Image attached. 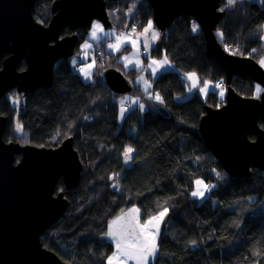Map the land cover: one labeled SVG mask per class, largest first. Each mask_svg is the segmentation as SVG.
Returning a JSON list of instances; mask_svg holds the SVG:
<instances>
[{
    "label": "trees",
    "instance_id": "16d2710c",
    "mask_svg": "<svg viewBox=\"0 0 264 264\" xmlns=\"http://www.w3.org/2000/svg\"><path fill=\"white\" fill-rule=\"evenodd\" d=\"M52 1L37 0L32 9L43 25L49 21ZM105 2L109 20L117 28L128 21L130 29L132 24L142 29L151 20L146 0L136 5L131 21L125 14L133 0ZM221 9L225 14L215 34L222 32L223 38L216 35L218 42L228 53L257 61L264 52L259 33L264 26V0H238L232 7L221 0ZM193 23L190 17L180 16L160 33V48H153L152 54L159 57L164 52L173 70L152 79L149 93L159 94L163 103L152 96L144 98L142 113L128 110L119 120V106L112 100L116 94L106 86L102 72L94 73L93 82H85L73 72L71 58L56 63L50 88L26 96L11 91L0 99V113L9 118L5 141L56 147L71 136L83 164L76 188L64 190L62 181L57 182L56 191L63 192L67 208L41 235L42 246L61 261L106 264L113 252L105 237L108 221L135 205L142 219L168 209L158 236L159 251L150 264H264V172L252 169L249 177L230 178L198 132L204 107H219L224 99L214 92L205 99L197 92L185 98L182 76L186 73L214 85L217 80L225 82L224 70L206 54L202 32L199 27L193 32ZM88 31L64 29L61 36L74 33L80 44ZM107 56L101 70L115 64L114 56ZM24 68L21 61L18 70ZM128 74L134 76L135 69ZM231 86L246 97L255 96L257 88L251 80L238 77L232 78ZM17 125L22 126L19 131ZM259 126L264 128L261 122ZM127 147L134 151L125 167ZM112 175L118 177L120 192L113 188ZM195 179L216 186L201 203L191 197Z\"/></svg>",
    "mask_w": 264,
    "mask_h": 264
},
{
    "label": "water",
    "instance_id": "95a60500",
    "mask_svg": "<svg viewBox=\"0 0 264 264\" xmlns=\"http://www.w3.org/2000/svg\"><path fill=\"white\" fill-rule=\"evenodd\" d=\"M36 1L0 0V99L11 91L26 96L51 87L56 63L72 58L80 42L74 33L61 36L64 29L89 30L93 21L103 29L112 26L105 0H53L47 25L33 17ZM146 1L159 33L154 48H160V33L174 19L188 16L202 32L206 54L225 72L223 104L205 106L198 121L209 152L230 178L249 177L252 169L264 172V128L259 126L264 125V68L251 57L228 53L218 42L215 29L225 14L221 0ZM21 61L25 68L18 70ZM102 77L112 93H130V81L120 71L108 68ZM234 77L259 86V98L238 94L231 86ZM5 121L0 116V264H69L43 247L40 238L67 208L63 192L56 191L58 180L65 190L76 188L80 181L83 164L73 138L66 137L56 147L5 141Z\"/></svg>",
    "mask_w": 264,
    "mask_h": 264
},
{
    "label": "snow or ice",
    "instance_id": "6c2138e0",
    "mask_svg": "<svg viewBox=\"0 0 264 264\" xmlns=\"http://www.w3.org/2000/svg\"><path fill=\"white\" fill-rule=\"evenodd\" d=\"M238 0H226V4L228 7L235 6L237 4ZM221 11H224V9H221ZM198 25L193 23L192 25V31L196 32L198 31ZM153 28V23L150 20L148 22L147 27L144 28L143 34L148 33ZM97 29L100 31H103L102 26L99 24L93 25V31H92V39L97 38ZM133 32H135V28H133ZM218 35L223 38V33L218 32ZM159 33L153 32L152 38L155 40L158 38ZM264 39V37H262ZM129 42L128 37H117V41L115 44H109L110 48H113L115 51H120L121 47L124 43ZM133 48H137V44L135 40L130 41ZM91 45L85 44L84 48H90ZM145 48H148V44L145 43ZM253 52L256 51V49L252 50ZM124 60L126 61L125 67L127 68L129 64H135L137 67L140 66L139 60H130L129 57L125 56ZM167 57H165L163 60H151V63L148 65L149 68L152 69V75L155 76L156 72L163 68L166 64H168ZM260 66L264 67V58H261L259 61ZM95 65V60H93L92 64L87 65V68L81 67L79 71L84 75L85 79L91 78V70L93 66ZM155 65V67H153ZM73 66H76V61L73 60ZM189 81H192V87L198 86V78L196 77L195 73L192 74H186ZM140 80L143 81L145 85V91L149 87H151L150 83L147 80H144L143 77H140ZM139 82V81H138ZM218 86V85H217ZM208 85L205 83V86L200 88V92L202 94L207 93ZM191 91V88L189 89ZM262 91V89L257 86L256 93L257 95L254 98H259V93ZM221 99H223L224 93H220ZM151 98V97H150ZM155 100L159 103H163V99L159 94L155 95ZM124 101H121V117L123 118L124 114V107H123ZM139 110L144 111V105L139 104ZM22 126L17 125V130L19 131ZM134 151L131 147H128L125 149L124 152V158L125 163H127L129 160L132 159L131 153ZM215 171V169L213 170ZM217 178L220 177V173H217ZM196 189L192 191L191 195L193 197H198L201 200L205 198L206 193L211 192L213 188H215V185H209L205 184L202 180H196ZM139 209L138 208H132L129 210V219L126 223H121V220L123 217H118L117 220H114L112 224L109 225V230L107 232V235L113 240L115 243L116 251L113 253L111 257L108 258V264H127V261L132 260L135 261V264H149L150 259H155L158 251V236L160 232V224L163 222L164 217L168 214V209L165 207L162 211H160L156 216H153L149 219H147L143 224L140 223L139 219Z\"/></svg>",
    "mask_w": 264,
    "mask_h": 264
},
{
    "label": "rangeland",
    "instance_id": "374dc122",
    "mask_svg": "<svg viewBox=\"0 0 264 264\" xmlns=\"http://www.w3.org/2000/svg\"><path fill=\"white\" fill-rule=\"evenodd\" d=\"M134 2L132 3L130 9L128 12H126L125 16H127V19L131 21V17L132 15L136 12L137 10V7L136 5L139 3L140 0H133ZM248 1H252V2H257V3H260L262 0H248ZM226 2V0H225ZM117 9H114V12H116ZM116 19H119L118 16H115ZM95 24H99L98 21H93V25ZM148 25V24H147ZM145 28V27H144ZM143 29V28H142ZM90 30V29H89ZM108 34H109V39H106V44L109 45V43H112V42H116L117 41V37H128L129 38V42L127 43H124L123 46L121 47L120 51H118L119 53H116V55L114 56L115 57V64H109L108 67H113V68H116V70L120 71L129 81H130V84H131V91L130 93L128 94H124V95H120V97L123 96V101H124V104H123V107L126 105L127 106V109H125L124 111V114L129 110H134L136 112H143V111H140L139 110V103L140 104H143L144 105V111L146 110V106L145 104L142 102L144 98H150V96L152 97H155L156 94H152V93H149V91L151 90V87H149L147 89V91H145V85L143 83L142 80H140V77H143L144 80H147L149 83H151L152 79H154L158 74H160L161 72H164V71H170V70H173V65L170 63V60L169 58L167 57V55L162 52L161 53V56L159 57H156L152 54V50L150 49H146L144 48L146 51L145 53L143 54L142 53V47H141V44H139L138 42H136L137 44V48H138V51L136 48H133L132 44H131V40H135V41H138L137 38L133 37L134 35V32L129 28V23L128 21L126 22V24L122 27V28H117L116 26H112L111 28L109 29H104ZM109 30V31H108ZM141 30V29H140ZM139 31V30H138ZM218 32L219 31H216V35L220 37V35H218ZM259 33H260V39L262 41V43L264 44V39H262V37H264V26L260 27L259 29ZM112 38V39H111ZM89 39H86L85 41L81 42L80 44H78L76 47H80V48H84V45L86 43H89L88 42ZM155 44H156V41H155ZM75 47V48H76ZM79 48V49H80ZM77 52V51H76ZM75 52V56H73L71 58L72 62L73 60L77 61L79 59H82V58H89L91 60H87V61H84V63L81 64V67H84V68H87V65L89 64H92V61L95 60V65L93 66L91 72V78L90 79H85L84 75L82 73H79L80 74V77L83 81L85 82H93L94 80V73L97 71V73L99 72H102L101 75L103 74V71L104 70H101V62L98 61V59L95 58V56L93 55V48H88L86 49L85 53L84 54H81L79 53V56H77L78 53ZM88 54V56H87ZM97 55V54H96ZM127 56L129 57L130 60H139L140 62V66L137 67L134 63L133 64H129L128 67L126 68L125 67V63L126 61L124 60V57ZM165 57H167V60H168V64H166L163 68H160L155 76L152 75V69L148 67V65L151 63V60L155 59V60H163ZM261 58H264V52H262L259 57H257V62L258 64L260 65L259 61L261 60ZM106 61V59H105ZM104 61V62H105ZM107 63V62H106ZM107 67V68H108ZM155 67V65L153 66ZM264 68V67H263ZM131 69H135L136 71V74L134 76H132L131 74H128L129 73V70ZM186 74H192L191 73H186ZM184 74L182 76L183 79H185V85H186V96L185 98H188L190 97L194 92H197L198 95L200 96V98L202 99H205L207 97V95L210 93V92H214V93H217V95L220 97L221 99V96H220V93L223 92L224 93V96H223V99L225 97V93H226V88H223V89H218L215 87L214 83L211 81V80H205V79H200L198 78V86L197 87H192V81H189L188 78H187V75ZM139 81V82H138ZM205 83H207L208 85V89H207V93L206 95L205 94H202L200 92V88L204 87L205 86ZM191 88V91H189V89ZM138 90H142L143 93L141 94V96H138L136 94V92ZM255 95H257V93H255ZM118 96V95H117ZM120 97H118V103L121 104V99ZM155 99V98H154ZM139 102V103H138ZM121 106H119V120L122 118L121 117ZM123 114V115H124ZM16 130H17V127H16ZM64 140V139H63ZM62 140V141H63ZM60 145V144H59ZM128 148V147H127ZM125 152V151H124ZM133 155V152L131 153V157ZM131 163V160H129L127 163H125V158L123 156V164L125 167H128ZM112 179H114V183H113V188L115 189V191L117 192H120V187L118 185V177L115 176V175H112L111 176ZM196 180H202V179H195L194 180V183H193V189L192 191H194L196 189ZM203 181V180H202ZM205 183V182H204ZM207 184V183H205ZM191 191V193H192ZM209 193H206L205 195V198L208 196ZM191 197L193 199L196 200L197 203H201L203 200H201L200 198L198 197H193L191 195ZM251 200L253 199H250L249 201L252 202ZM132 208H137V206L135 205H132V206H129L128 208L122 210L119 214H117V216H115L114 218H112L111 220L108 221V224H112V222L114 220H117L118 217H123V219L121 220V223H126L129 219V210L132 209ZM163 209L155 212L154 214L148 216L146 219H142L141 217V214H140V211H139V219H140V223L143 224L147 219L153 217V216H156L160 211H162ZM165 218V217H164ZM162 223L160 224V230L162 228ZM109 230V228H108ZM108 232V231H107ZM107 232L105 234V237H106V240L111 242L112 245H113V252L112 254L109 256L111 257L113 255V253L116 251V247H115V243L113 242V240L107 235ZM158 254V253H157ZM157 256V255H156ZM108 257V258H109ZM156 258V257H155ZM155 259H150L149 261V264L150 263H153ZM107 262H108V259H107ZM127 264H135V261H132V260H129L127 261Z\"/></svg>",
    "mask_w": 264,
    "mask_h": 264
},
{
    "label": "crops",
    "instance_id": "0c3cea01",
    "mask_svg": "<svg viewBox=\"0 0 264 264\" xmlns=\"http://www.w3.org/2000/svg\"><path fill=\"white\" fill-rule=\"evenodd\" d=\"M99 25H101V24L99 23ZM102 29H103V27H102ZM92 31H93V22L91 24L90 30L88 31V37H87V39H89L88 40L89 43H87V44L91 45V47H90L91 49L93 48V55L95 56L96 59L98 58V55H99L100 52H103L105 54L107 53V54L113 55V56H115L116 53H119L118 51H115L113 48H110L109 45L106 44V39H109L110 36H109V34L104 29H103V31H100L99 29H97V38L96 39H92V35H91L92 34ZM143 32H144V28L141 29V30L140 29H136L135 32H134L133 37H135V38L138 39V41H136V42H138L139 44H141V47L143 49L145 48L144 47L145 43H147L148 44V48H146V49L152 50L154 48V46H155V41H157V38L155 40L152 38V34H153V32H157L158 33V31L156 30V28L153 27L148 33L143 34ZM115 43L116 42H112V43H109V44H115ZM79 48L80 47H78V50L76 52V53H78L76 57L79 56V53L84 54L85 51H86L85 48H80V49ZM87 56H88V54H87ZM113 59H114V61H116L115 60V57H113ZM87 60H91L90 57L89 58L79 59V60L76 61V64H80L81 65L82 63H84V61H87ZM79 73H81V72L79 71L78 74ZM79 76H80V74H79ZM117 95L118 96H113L112 97V100L114 102H116L118 104V106H120L121 104L118 103V97H120V95L119 94H117ZM120 99L123 100V96L120 97ZM124 108H127V106L125 105ZM109 225H110V223L107 226V231H108ZM106 264H108L107 261H106Z\"/></svg>",
    "mask_w": 264,
    "mask_h": 264
},
{
    "label": "bare ground",
    "instance_id": "6f19581e",
    "mask_svg": "<svg viewBox=\"0 0 264 264\" xmlns=\"http://www.w3.org/2000/svg\"><path fill=\"white\" fill-rule=\"evenodd\" d=\"M193 21V20H192ZM107 55H109V54H105V53H103V52H100L99 53V55H98V61L99 62H104L105 61V59H107ZM108 68H113V67H108ZM108 68H106V69H108ZM106 69H104V71L106 70ZM115 69V68H114ZM103 71V72H104ZM74 73H78V72H74ZM103 78V77H102ZM115 94V93H114ZM23 95V94H22ZM117 95V94H116ZM115 95V96H116ZM116 103V102H115ZM0 116H2V117H4L5 115H2L1 113H0ZM6 117V121H5V123H3V132H2V138H3V135H4V133H5V131L7 130V128H8V126H9V118L7 117V116H5ZM4 139V138H3ZM73 146H74V141H73ZM215 158V157H214ZM217 161V160H216ZM218 162V161H217ZM219 163V162H218ZM224 171V170H223ZM225 172V171H224ZM229 176V175H228ZM80 177H81V175H80ZM239 178V177H238ZM59 180H61V179H59ZM58 180V181H59ZM62 181V180H61ZM65 190V189H64ZM40 242H41V238H40ZM42 245V244H41Z\"/></svg>",
    "mask_w": 264,
    "mask_h": 264
},
{
    "label": "built area",
    "instance_id": "2783aa9c",
    "mask_svg": "<svg viewBox=\"0 0 264 264\" xmlns=\"http://www.w3.org/2000/svg\"><path fill=\"white\" fill-rule=\"evenodd\" d=\"M133 28H135L136 30V25L135 24H132L131 25V30L133 31ZM142 53L144 54L145 53V50L142 49ZM81 65L80 64H76L75 67H73V72H79V69H80ZM215 85L217 88H223L225 86V82H223L222 80H217L215 82ZM218 85V86H217Z\"/></svg>",
    "mask_w": 264,
    "mask_h": 264
},
{
    "label": "clouds",
    "instance_id": "9594fccd",
    "mask_svg": "<svg viewBox=\"0 0 264 264\" xmlns=\"http://www.w3.org/2000/svg\"><path fill=\"white\" fill-rule=\"evenodd\" d=\"M127 109V108H126Z\"/></svg>",
    "mask_w": 264,
    "mask_h": 264
}]
</instances>
